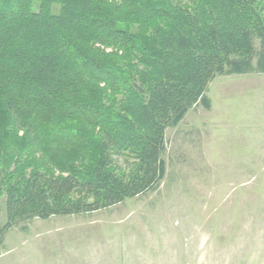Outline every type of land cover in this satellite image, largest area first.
Listing matches in <instances>:
<instances>
[{"label": "trees", "instance_id": "1", "mask_svg": "<svg viewBox=\"0 0 264 264\" xmlns=\"http://www.w3.org/2000/svg\"><path fill=\"white\" fill-rule=\"evenodd\" d=\"M264 74V0H0V257L35 219L155 191L166 132Z\"/></svg>", "mask_w": 264, "mask_h": 264}, {"label": "rangeland", "instance_id": "2", "mask_svg": "<svg viewBox=\"0 0 264 264\" xmlns=\"http://www.w3.org/2000/svg\"><path fill=\"white\" fill-rule=\"evenodd\" d=\"M207 95L210 110L167 130L155 191L20 223L0 264H264V74L218 77Z\"/></svg>", "mask_w": 264, "mask_h": 264}]
</instances>
